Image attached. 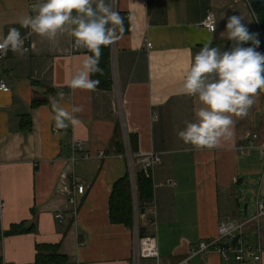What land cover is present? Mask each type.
I'll list each match as a JSON object with an SVG mask.
<instances>
[{
    "label": "crops",
    "instance_id": "crops-1",
    "mask_svg": "<svg viewBox=\"0 0 264 264\" xmlns=\"http://www.w3.org/2000/svg\"><path fill=\"white\" fill-rule=\"evenodd\" d=\"M40 2L0 0V38L11 27L30 34L19 21ZM117 11L124 24L112 43L110 90L70 87L90 54L73 52L67 33L55 41L33 33L29 54L0 60V77L11 88L0 91V264H39V253L47 250L38 246H58L67 258L62 264H134L135 227L110 219L113 186L130 173L124 132L137 137L135 154L161 158L153 170L156 217L141 212L139 229L157 238L166 261H184L199 242L217 238L225 222H248L264 199V91L256 93L246 117L233 116L232 139L215 149L185 145L176 134L201 106L182 94L195 54L205 44L232 47L221 34L229 16L241 15L250 32L259 30L249 1L118 0ZM210 11L217 19L213 33L202 26ZM52 98L69 110L80 106L79 123L55 133ZM36 100L44 103L35 107ZM241 145L248 149L242 152ZM76 184L86 187L84 195ZM73 196L76 207L69 202ZM261 222L264 249V217ZM22 223L35 230L9 235ZM244 229L254 243L256 224ZM190 264L237 263L206 253Z\"/></svg>",
    "mask_w": 264,
    "mask_h": 264
},
{
    "label": "clouds",
    "instance_id": "clouds-1",
    "mask_svg": "<svg viewBox=\"0 0 264 264\" xmlns=\"http://www.w3.org/2000/svg\"><path fill=\"white\" fill-rule=\"evenodd\" d=\"M241 15L227 18L226 39L231 48L205 44L193 57L183 79L182 94L194 97L200 107L194 111V120L184 122L176 134L185 144L197 149L212 150L222 142L230 141L236 123L233 116L246 117L255 103L258 91H264V53L257 51L260 41L249 31ZM21 28L55 41L58 35L70 34L84 46L90 55L81 69L72 75L70 87L95 91L99 80L92 79L102 73L100 56L102 46L111 45L119 32H123V18L113 9L111 0H41L34 14L24 16ZM216 30V23L211 26ZM251 41L253 46L244 45ZM25 38L19 28H9L0 38V57L12 51L24 55ZM53 120L57 129H67L79 123L76 113L82 109L73 105L69 110L56 98L51 99Z\"/></svg>",
    "mask_w": 264,
    "mask_h": 264
},
{
    "label": "built area",
    "instance_id": "built-area-1",
    "mask_svg": "<svg viewBox=\"0 0 264 264\" xmlns=\"http://www.w3.org/2000/svg\"><path fill=\"white\" fill-rule=\"evenodd\" d=\"M117 2L118 0H112L113 9L117 11ZM255 17V15H254ZM258 29L259 23L255 17ZM213 23H216L217 19L213 12H208L202 26L207 29L209 32L212 31L211 26ZM260 30V29H259ZM33 32L25 36L24 47L28 48V52L25 54H29L32 49ZM148 48H151L152 45L150 43L147 44ZM71 49L73 52H84L90 54V52L81 44L77 43L74 39L71 43ZM9 54H14L12 51H8L6 55L0 57V60L6 58ZM24 54V55H25ZM20 55V54H17ZM0 91L3 93H10L11 88L8 86L7 82L4 78L0 77ZM54 132L57 133V128H54ZM257 136H254L256 139ZM124 143L126 147V158L130 165V176H131V184H132V192L134 198V227L137 239V246L135 248L134 253V264H140L143 259H153L156 261V264H173L169 261L164 260L161 257L157 238L153 235H148L144 237L139 236V220L141 217V211L137 201V185H136V166L140 167V171L143 172L146 177L151 178L153 180V170L156 165H158L161 161L159 154L151 153L147 156H140L139 154H135L131 151L129 134L124 132ZM75 148L82 151V142L78 141L75 143ZM248 148L246 146H239V150L246 151ZM262 154L264 155V145L262 147ZM77 194L84 195L86 191V187L84 185L75 186ZM69 202L77 206V199L75 196L71 197ZM3 204L0 202V209H2ZM148 215V217L152 220L156 217L155 204L154 201L149 204L144 215ZM264 217V199H258L257 201V212L254 217L248 222H254L256 224L255 230V242L250 244L247 241L246 233H245V225L248 222L244 223H232L225 222L219 227V234L217 238L209 241H201L198 246L192 247L190 249L188 257L177 264H190L191 261L200 255H204L206 253H216L218 254L223 261L225 262H235L237 264H262V256H263V245H262V222L261 219ZM58 218L63 221V216L59 215ZM82 243L81 245H83ZM5 264V263H3Z\"/></svg>",
    "mask_w": 264,
    "mask_h": 264
},
{
    "label": "trees",
    "instance_id": "trees-1",
    "mask_svg": "<svg viewBox=\"0 0 264 264\" xmlns=\"http://www.w3.org/2000/svg\"><path fill=\"white\" fill-rule=\"evenodd\" d=\"M250 8L255 15L259 29L264 31V8L260 4L250 2ZM118 33L119 30H118ZM259 50H263V43L259 44ZM111 53L112 44L109 46H102L100 56V68L102 73H95L92 75V79L99 80L97 89H112V76H111ZM44 101H34V106L38 107L42 105ZM130 148L133 153L138 151L137 137L129 135ZM136 185H137V201L141 212H146L149 204L154 201V185L151 178L140 170H136ZM110 219L113 224H123L127 227H134V198L132 192L131 176L130 173L126 174L123 178L118 180L112 190L110 200ZM33 226V225H32ZM35 228H26L25 224L15 225L9 235H18L24 233H30ZM139 236L144 237L145 232L139 229ZM40 251H46L47 253H39L37 257V263L39 264H62L67 262V258L61 256L58 253V246H38ZM51 252V253H48Z\"/></svg>",
    "mask_w": 264,
    "mask_h": 264
},
{
    "label": "water",
    "instance_id": "water-1",
    "mask_svg": "<svg viewBox=\"0 0 264 264\" xmlns=\"http://www.w3.org/2000/svg\"><path fill=\"white\" fill-rule=\"evenodd\" d=\"M252 3L260 4L264 8V0H248ZM254 33L257 34V39L260 41V43H263V53H264V31L257 30ZM247 43H252L251 41Z\"/></svg>",
    "mask_w": 264,
    "mask_h": 264
},
{
    "label": "rangeland",
    "instance_id": "rangeland-1",
    "mask_svg": "<svg viewBox=\"0 0 264 264\" xmlns=\"http://www.w3.org/2000/svg\"><path fill=\"white\" fill-rule=\"evenodd\" d=\"M136 246H137V239H136Z\"/></svg>",
    "mask_w": 264,
    "mask_h": 264
}]
</instances>
